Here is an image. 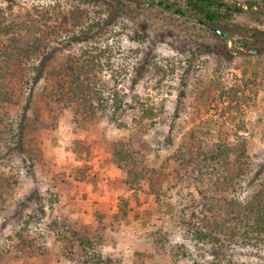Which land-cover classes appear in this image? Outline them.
<instances>
[{"label":"rangeland","instance_id":"374dc122","mask_svg":"<svg viewBox=\"0 0 264 264\" xmlns=\"http://www.w3.org/2000/svg\"><path fill=\"white\" fill-rule=\"evenodd\" d=\"M247 1L253 5L248 6ZM224 2L228 6L236 2L243 11L231 12L225 19L204 26L220 31L227 47L218 45L209 32L194 26L191 20H159L162 13L155 6L118 13L110 0H0L2 50L9 49V45L12 49L14 44L34 46L35 42L27 39L29 23L37 27L36 38L40 33L45 35L47 44L42 41L37 45L43 44L46 50L62 47L53 50V57L44 64L48 71L61 65L67 55L96 52L93 42L114 56V69L104 67L97 73L98 84L106 90L100 102L108 98L107 105H85L93 112L84 125L76 126L78 114L72 115L71 110L56 103L48 101L50 107H44L47 102L38 96L28 101L31 92L27 89V74L21 84L15 83L19 86L18 102L2 114L15 131L18 120L23 124L25 151L14 152L6 165H0V264H54L55 258L65 257L71 244L58 241L51 224L66 219L73 227L75 223L86 225L95 210L115 211L118 196L125 188L120 180L122 170L112 163L110 148L115 144L139 149L143 162L156 168L183 145L188 131L200 125L212 135L237 136L245 144L247 158L238 176L231 180L232 196L244 201L263 187L264 169L258 167L264 164V0ZM64 13L68 20H61ZM42 14L53 19L47 20ZM23 22L25 28L16 30L15 24ZM140 25L151 40L160 38L163 43L157 42L148 54L142 51L135 55L129 50L132 43L126 34L135 29L140 32ZM73 34L81 41L67 45ZM11 35H18V39L12 40ZM158 51L157 62L164 74L145 65L147 69L133 82L132 63L152 60L146 57ZM126 54H130L131 61L123 60ZM158 77L159 83H155ZM113 91L118 92L123 106L129 105L122 113L110 115ZM83 94L78 93L76 98ZM87 94L88 88L84 96ZM133 98L143 100L147 105L144 109L152 108L151 118L141 115L144 110L135 107ZM30 158L33 166L27 171ZM83 163L91 176L85 190L74 180L72 170V166ZM135 199L130 200L134 211L127 228L112 231L97 246L101 264H264V241L218 247L195 240L171 224L167 225L166 239L161 240L147 226L150 219L162 223L156 220V214L150 212L149 218L143 211V201L149 198L141 196L140 205ZM111 224L118 227L114 221ZM26 239L32 249L39 243L40 253H44L27 254L22 247ZM74 253L81 254L80 248L76 246Z\"/></svg>","mask_w":264,"mask_h":264},{"label":"trees","instance_id":"16d2710c","mask_svg":"<svg viewBox=\"0 0 264 264\" xmlns=\"http://www.w3.org/2000/svg\"><path fill=\"white\" fill-rule=\"evenodd\" d=\"M110 1L114 4V8L119 10L118 13L132 12L133 8L155 6L162 13L159 20H191L194 26L209 32L217 40V44L223 47L228 46L227 42L223 40V34L213 28L208 30L204 26L205 23L219 22L231 12L243 11L236 2L228 6L224 0ZM247 2L248 6L253 5V2ZM142 3L144 6H141ZM44 12L48 14L47 10ZM65 14L61 20H68V14L64 16ZM42 16L43 18L47 16V20L53 19L49 15L42 14ZM15 25L16 30L25 28L24 22ZM91 25L92 23L90 28ZM94 25L98 26L96 23ZM143 27L140 25L138 28L141 29L140 32L135 29L133 32L125 33L132 43L129 50L135 55L142 51L148 54L149 50H154L153 47L157 42L163 43L160 38L151 40L150 35L143 31ZM26 30L27 39L34 41V46L27 43V46L26 44L23 46L14 44L12 49H10V45L9 49L5 48L4 50L0 47V165H6L14 152L21 154L25 151V145L22 142L23 124L18 120L15 123V131L8 127L9 121L2 114L5 113L6 107L18 102L17 90L19 86L17 87L15 83H20L24 75L27 74V89L31 92V98L28 101H32L33 97L38 96L47 102L44 107H50V103L53 102L58 105L57 107L71 110L72 115L78 114L75 120L77 126L84 125L89 120L88 117L92 115V109L85 105L93 104L97 108L107 105L108 98L104 99V103L100 102V98H103L106 90L102 84H98L97 73L104 67L114 69L113 62H111L113 54L97 47L93 42L92 46L97 49L96 52L87 51L84 56L67 55L61 65L48 71L44 68V64L53 57L52 54L55 51L62 47L56 45L46 50L47 48H43V44H36V42L42 43V41L47 44L44 33H40L41 36L36 38L37 27L31 26L29 23H27ZM12 35L9 38L18 39L15 38L18 35L14 37ZM149 40L150 44L147 43ZM71 41L79 42L81 39L78 35L73 34L69 41L67 39V45ZM36 49H39L40 52H35ZM226 50L228 49L226 48ZM150 53V56L146 58L153 61L141 62L138 60L136 63H132L131 70L135 73L133 82L136 83L142 72L147 69L145 65L153 69L156 68L157 74H164L163 67L157 62L160 52ZM129 55L126 54L123 60L131 61V58H128ZM10 61L15 62L10 63ZM17 65L19 67H16ZM41 79H43V84H39ZM159 80L158 77L154 82L159 83ZM95 84L99 87L97 88ZM87 88L88 94L84 96ZM78 93H84L80 99L76 98ZM111 95L110 115L122 113L125 106L129 104L123 106L119 100L118 92L113 91ZM132 100L137 109L144 110L141 114L143 117H152V108L144 109L147 105H144L143 100L139 98ZM205 125H209V123L206 122ZM197 127L188 131L183 145L156 168L145 164L139 149L132 145H112L110 148L112 163L122 170L123 174L120 180L125 187L121 195L118 196L119 202L115 211L110 209L95 210L92 212L90 222L86 225L75 223L76 227H73L66 219L51 224L50 228L57 236L58 241H68L71 244L65 250V257L55 258L54 264H101V255L97 246L104 243L112 231L127 228L129 218L134 211V206H130V200L136 198V204L140 205L138 199L141 196L144 199L149 198L143 201V211L148 213L147 215L150 212L156 214V220L162 221L161 224H156L152 219L147 221V226L153 228L161 240L166 239V233L169 232L167 225L171 224L172 227H179L184 234L195 240L211 243L218 247H229L235 243L241 246L257 245L258 242L264 241V183L261 189L252 196H247L244 201L232 196L231 189L229 190L232 187L231 180L238 176L237 171H240L241 165L246 162L247 154L245 153V144L242 143L243 140H238L237 136L232 138L227 135H212L210 131H203L206 128H202L200 125ZM22 161L27 164L24 158ZM32 163V158H30L26 165L27 171L32 169ZM235 165L239 168L236 169ZM86 167L88 166L84 163L80 166H72L74 180L80 184L81 190L86 189L91 177L85 172L84 168ZM258 168L259 170L260 168L264 169V164ZM2 203L3 197L0 193V208ZM146 203L147 205H145ZM165 216L168 218L167 220H165ZM113 221L118 227H112L111 222ZM20 237L22 239V236ZM37 238L39 240L40 236L37 235ZM76 246L80 248L81 254L74 253ZM22 247L27 254H36L35 256H37L44 253H40L42 247L39 248V243L35 244L32 249V246L27 243V239L23 241Z\"/></svg>","mask_w":264,"mask_h":264}]
</instances>
